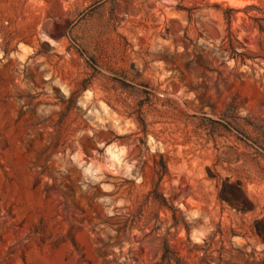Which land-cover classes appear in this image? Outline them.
<instances>
[{
	"label": "rangeland",
	"instance_id": "1",
	"mask_svg": "<svg viewBox=\"0 0 264 264\" xmlns=\"http://www.w3.org/2000/svg\"><path fill=\"white\" fill-rule=\"evenodd\" d=\"M236 1L0 0V264H264V0Z\"/></svg>",
	"mask_w": 264,
	"mask_h": 264
},
{
	"label": "bare ground",
	"instance_id": "2",
	"mask_svg": "<svg viewBox=\"0 0 264 264\" xmlns=\"http://www.w3.org/2000/svg\"><path fill=\"white\" fill-rule=\"evenodd\" d=\"M231 4H235L237 3L236 0H228ZM107 151L109 152V155H110V158L114 161V160H118L117 156L112 152L110 151L109 149H107Z\"/></svg>",
	"mask_w": 264,
	"mask_h": 264
},
{
	"label": "trees",
	"instance_id": "3",
	"mask_svg": "<svg viewBox=\"0 0 264 264\" xmlns=\"http://www.w3.org/2000/svg\"><path fill=\"white\" fill-rule=\"evenodd\" d=\"M141 121V120H140Z\"/></svg>",
	"mask_w": 264,
	"mask_h": 264
}]
</instances>
